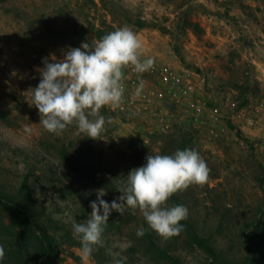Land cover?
I'll return each instance as SVG.
<instances>
[{
    "label": "rangeland",
    "instance_id": "374dc122",
    "mask_svg": "<svg viewBox=\"0 0 264 264\" xmlns=\"http://www.w3.org/2000/svg\"><path fill=\"white\" fill-rule=\"evenodd\" d=\"M185 15L203 27V37L184 27ZM129 19L158 23L168 32L138 28ZM105 23L136 32L145 56L155 58L154 68L124 70V101L101 109L111 123L100 139L85 137L75 124L60 135L46 132L30 105V89L40 82L37 69L50 54L59 60L82 42L95 44L92 29ZM245 74L259 82L255 98L228 84L243 85ZM0 112L6 115L0 116V189L21 193L33 215L61 238L58 264H83L72 221L90 218L96 190H106L102 198L109 204L121 195L83 177L61 158L63 148L118 186L146 164L148 154L193 149L210 169L206 185H192L168 201L188 209L198 239L184 230L165 240L138 209L112 211L104 246L94 247L88 264H169L157 247L185 264H217L208 246L241 259L245 234L264 226V0H0ZM141 227L145 235L137 237ZM15 239L0 226L6 252Z\"/></svg>",
    "mask_w": 264,
    "mask_h": 264
},
{
    "label": "clouds",
    "instance_id": "9594fccd",
    "mask_svg": "<svg viewBox=\"0 0 264 264\" xmlns=\"http://www.w3.org/2000/svg\"><path fill=\"white\" fill-rule=\"evenodd\" d=\"M38 68L40 82L31 90V104L38 109L39 124L51 134L60 135L75 124L79 132L93 140L100 139L105 124L111 123L101 115V109L118 108L124 101V70L132 68L143 74L154 68L155 58L145 56V46L130 27H119L95 44L82 42L69 48L62 59L54 54L42 60ZM144 88L140 81L136 94ZM90 117L94 119H90ZM126 182L116 190L121 195L110 204L102 197L106 190H96L97 199L90 203L91 213L83 223L72 221L73 237L81 245L83 264H88L95 246H104L102 234L112 211L123 215L126 209H138L151 230L162 239H170L184 231L188 209L169 205L177 192L192 185L203 187L209 181L206 161L193 149L176 150L173 154H148L146 164L132 169ZM143 227L136 231L143 237ZM5 249L0 245V261ZM115 264H122L116 261Z\"/></svg>",
    "mask_w": 264,
    "mask_h": 264
},
{
    "label": "trees",
    "instance_id": "16d2710c",
    "mask_svg": "<svg viewBox=\"0 0 264 264\" xmlns=\"http://www.w3.org/2000/svg\"><path fill=\"white\" fill-rule=\"evenodd\" d=\"M129 20L138 28L151 26L163 33L168 32L166 27L158 23H149L147 20L141 19L136 21ZM183 25L199 38L205 35L203 27L197 21L191 20L188 15L184 16ZM115 29L114 26L105 23L100 28L93 27L92 34L95 40L98 41L102 36ZM253 81L254 83L252 84L251 74H249L246 75V82L243 85H237L235 81H231L228 84L239 88V91L244 96L255 98L261 93V89L258 80L254 79ZM0 116L5 117L6 115L0 112ZM60 154L66 163L95 184L102 187H118L114 180H109L103 173H100L95 165L77 158L67 148H63ZM176 205H180L177 199ZM4 218L9 219V225L4 221ZM181 223L184 225L186 232L196 239L199 238L198 229L190 218L187 217ZM0 226L10 230L16 237V241L10 247V250L8 252L5 251V257L3 261H0V264H14V256L18 260L29 256L35 263L58 264L63 250L61 238L50 231L47 225L33 215L30 205L21 199V193L9 194L7 191L0 189ZM155 246L157 247V245ZM243 247L245 254L241 256V259H238L237 256L227 258L212 246H208V252L215 258L217 264H264V226L256 224V229L252 233L245 234ZM157 248L168 258L169 264H185L180 257L171 254L168 249ZM7 249L9 248L7 247ZM17 259H15V262H17Z\"/></svg>",
    "mask_w": 264,
    "mask_h": 264
}]
</instances>
